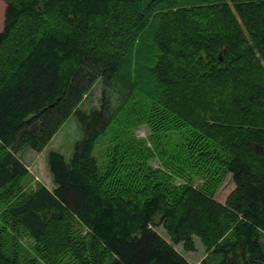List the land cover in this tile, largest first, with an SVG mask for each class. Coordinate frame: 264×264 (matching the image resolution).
<instances>
[{
	"label": "trees",
	"instance_id": "1",
	"mask_svg": "<svg viewBox=\"0 0 264 264\" xmlns=\"http://www.w3.org/2000/svg\"><path fill=\"white\" fill-rule=\"evenodd\" d=\"M0 5V221L15 248L33 242L25 264H190L173 245L194 251L193 237L200 264H264V0ZM143 56L134 79L121 74ZM98 78L100 108L82 111ZM71 116L82 137L68 161L47 154L54 188L26 192L20 151L40 152ZM3 246L0 264H22Z\"/></svg>",
	"mask_w": 264,
	"mask_h": 264
},
{
	"label": "rangeland",
	"instance_id": "2",
	"mask_svg": "<svg viewBox=\"0 0 264 264\" xmlns=\"http://www.w3.org/2000/svg\"><path fill=\"white\" fill-rule=\"evenodd\" d=\"M3 11L0 5V30L3 27ZM155 24H153L148 32L145 34L144 45L147 48V52L150 55L151 46V35L153 32ZM151 62L154 59H150ZM135 61L137 62V67L143 68L145 66L151 65L149 63V58L144 56L140 60L136 58L131 59V65L125 66L121 72L124 77H127L130 80L134 79L135 74ZM153 63V62H152ZM137 79V78H136ZM103 83L101 78H98L96 82L92 84L90 92L83 97L82 101L79 104V108L82 111L88 112L93 108H100V99L102 96ZM133 134L136 138L145 139L148 135V129L145 125H141L139 128L134 129ZM82 137V132L80 125L76 122L73 116L69 117L61 128L56 132V134L51 138L47 145L40 151H34L29 147H24L20 151V159L27 167L29 175L23 181V188L26 192L32 191L37 184H42L47 187L49 190L54 188L51 175L48 171L46 164V156L50 151H55L61 153L64 158L68 161L72 152L73 146L76 141H79ZM108 135L100 137L95 144L93 151V156L96 159L99 171H102L105 166L106 161V147L108 145ZM153 166H156V162H153ZM200 182L199 180H197ZM234 185L230 176L227 175L225 181H223L220 188L217 190L214 198L216 201L223 203L226 195L233 189ZM6 203L0 202V213L5 209ZM2 223L0 221V243L4 244L3 249L6 254H11L13 250H16L19 254L22 264H25V258H33V242L26 235H21L18 238V244L16 248L12 245V233L10 231H2ZM156 232L161 235L166 241H169V236L162 227H157ZM85 231H82L84 235ZM195 250L194 251H184L181 244L173 245L174 249L181 254L190 264H200V262L205 257V247L202 245L200 240L197 237H193ZM261 242L264 243V237L261 239ZM68 259V258H67ZM220 257L216 255H210L208 260L211 264H218ZM70 262V261H69ZM40 264H45L43 261H40ZM72 264V263H70Z\"/></svg>",
	"mask_w": 264,
	"mask_h": 264
}]
</instances>
